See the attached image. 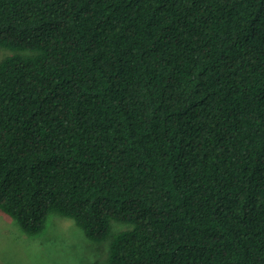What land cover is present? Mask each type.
Returning <instances> with one entry per match:
<instances>
[{"label":"trees","instance_id":"1","mask_svg":"<svg viewBox=\"0 0 264 264\" xmlns=\"http://www.w3.org/2000/svg\"><path fill=\"white\" fill-rule=\"evenodd\" d=\"M0 211L105 264H264V0H0Z\"/></svg>","mask_w":264,"mask_h":264},{"label":"rangeland","instance_id":"2","mask_svg":"<svg viewBox=\"0 0 264 264\" xmlns=\"http://www.w3.org/2000/svg\"><path fill=\"white\" fill-rule=\"evenodd\" d=\"M11 53L0 48V59ZM131 227L128 222L112 221L110 235L92 241L71 218L52 212L42 232L28 235L0 211V264H105L112 236Z\"/></svg>","mask_w":264,"mask_h":264}]
</instances>
